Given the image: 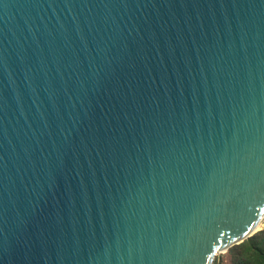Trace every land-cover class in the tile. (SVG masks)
I'll return each instance as SVG.
<instances>
[{
  "label": "water",
  "instance_id": "water-1",
  "mask_svg": "<svg viewBox=\"0 0 264 264\" xmlns=\"http://www.w3.org/2000/svg\"><path fill=\"white\" fill-rule=\"evenodd\" d=\"M264 230V0H0V264H214Z\"/></svg>",
  "mask_w": 264,
  "mask_h": 264
},
{
  "label": "trees",
  "instance_id": "trees-1",
  "mask_svg": "<svg viewBox=\"0 0 264 264\" xmlns=\"http://www.w3.org/2000/svg\"><path fill=\"white\" fill-rule=\"evenodd\" d=\"M231 250H237L235 264H264V230Z\"/></svg>",
  "mask_w": 264,
  "mask_h": 264
},
{
  "label": "rangeland",
  "instance_id": "rangeland-1",
  "mask_svg": "<svg viewBox=\"0 0 264 264\" xmlns=\"http://www.w3.org/2000/svg\"><path fill=\"white\" fill-rule=\"evenodd\" d=\"M237 250H231L225 254L217 255L214 264H235Z\"/></svg>",
  "mask_w": 264,
  "mask_h": 264
}]
</instances>
